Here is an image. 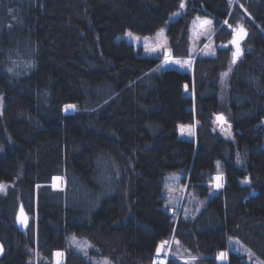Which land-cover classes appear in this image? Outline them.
Segmentation results:
<instances>
[{"label": "trees", "instance_id": "obj_1", "mask_svg": "<svg viewBox=\"0 0 264 264\" xmlns=\"http://www.w3.org/2000/svg\"><path fill=\"white\" fill-rule=\"evenodd\" d=\"M182 1L0 0V183H15L0 195V264H34L36 249L49 261L40 264L59 250L63 264H96L71 234L115 264H150L172 235L196 264H255L234 238L264 260V0H188L170 20ZM198 14L213 20L217 49L197 55L193 70H161V58L120 39L167 27L172 55L189 57ZM221 112L233 138L216 128ZM192 123L196 138H183L180 126ZM173 170L207 199L193 215L170 212ZM217 172L225 184L214 190ZM56 175L64 189L53 188ZM20 204L34 216L26 231Z\"/></svg>", "mask_w": 264, "mask_h": 264}, {"label": "rangeland", "instance_id": "obj_2", "mask_svg": "<svg viewBox=\"0 0 264 264\" xmlns=\"http://www.w3.org/2000/svg\"><path fill=\"white\" fill-rule=\"evenodd\" d=\"M188 6V0L182 1V7L180 10L175 12L170 20H175L179 16L182 15L184 10H186ZM216 28L214 26L213 20L204 15H196L193 19L192 27H191V56L189 57H175L172 55L170 50V54L166 56L165 50L169 47V41L167 36V27L161 29L158 33L152 35H142L138 33H134L132 31H128L123 34L120 39H126L128 42L135 44L138 48H143L144 55L161 58L160 63L158 64V68L161 70L168 68H176L180 70H193L195 58L199 54L213 55L216 53L217 46L214 41V35L216 33ZM232 66H230L227 70L221 73L220 80V97L222 103L227 106L228 98H229V89H230V79L232 73ZM4 98L3 95L0 94V114L4 109ZM74 107H67V106ZM65 112L72 113L78 110V107L75 104H68L64 108ZM224 136L228 138H233V129L232 125L226 123L220 126L218 123L216 125ZM197 132V123L192 124H182L180 126V133L183 138H196ZM186 173L181 170H173L168 173L166 188L164 191V195L167 197L168 205L171 209H174L176 215L178 216L180 212L183 210L184 214L193 215L197 212L202 205H204L207 199L197 192L196 187H190L189 182L184 178ZM66 179L64 175H56L53 177L52 186L54 189H64L65 188ZM214 190L220 189L225 184V175L222 172H217L214 176L213 180ZM15 185L14 182H5L0 183V195H5L8 190ZM219 185V187L217 186ZM30 215V219L32 220L34 216ZM70 242L80 250L84 251L88 254V256L94 261L96 264H115L110 259L106 257L96 258L92 255H89L90 250L94 247L90 241H88L84 237H80L76 234H71ZM164 246V256L166 264L170 257L175 256L181 259L190 260V264H196V258L191 256L190 253L182 247L180 242L176 240L174 235H172L168 240L165 241ZM234 248L237 251H240L247 255L248 259L255 264H264V260L258 257L248 246L242 243L240 240H233ZM224 255H218L217 258L220 262H226L228 260V251L222 252ZM59 254V255H58ZM221 254V253H220ZM66 258V251L59 250L56 251L54 257L49 264H63ZM34 264H40V262L48 263L49 261H45L41 255V252L36 249L34 257L32 259ZM152 263V262H151ZM150 263V264H151Z\"/></svg>", "mask_w": 264, "mask_h": 264}, {"label": "water", "instance_id": "obj_3", "mask_svg": "<svg viewBox=\"0 0 264 264\" xmlns=\"http://www.w3.org/2000/svg\"><path fill=\"white\" fill-rule=\"evenodd\" d=\"M245 35H246L245 32L241 28L235 32V36L231 41L235 46V50H234L233 55L235 53H237V50H239V55L241 54V52H242V41H243V38L245 37ZM165 54H166V56H168L170 54V48H167L165 50ZM234 58L236 59L237 56H234ZM186 89H187V85H186ZM221 117L223 119H220ZM216 120H217V122H219L220 126L227 123V117L222 112L218 113L216 115ZM170 212L172 213L173 210L171 209ZM30 222H31V219H30V215H29L28 211L26 210V208L23 204H20L18 211H17V215H16L17 227L21 231H26L29 228ZM163 242H165V241H163ZM161 245H162V242L160 243L158 248H160ZM164 246H165V243L163 244L162 250L159 252L157 251L156 256H163L164 255ZM4 252H5V247H4L3 243L0 241V257L4 255ZM184 261H187V259H184Z\"/></svg>", "mask_w": 264, "mask_h": 264}, {"label": "built area", "instance_id": "obj_4", "mask_svg": "<svg viewBox=\"0 0 264 264\" xmlns=\"http://www.w3.org/2000/svg\"><path fill=\"white\" fill-rule=\"evenodd\" d=\"M163 256H155L151 264H166Z\"/></svg>", "mask_w": 264, "mask_h": 264}, {"label": "snow or ice", "instance_id": "obj_5", "mask_svg": "<svg viewBox=\"0 0 264 264\" xmlns=\"http://www.w3.org/2000/svg\"><path fill=\"white\" fill-rule=\"evenodd\" d=\"M238 55H239V50H237V53H235L234 56H238ZM67 107H74V106H71V105H70V106H67ZM220 119H223V118L221 117ZM217 186L219 187V185H217ZM0 187H2V186H0ZM164 243H166V242H162L161 247L157 249L158 252L162 250V248H163V244H164ZM58 255H59V254H58ZM220 255L223 256L224 254L221 253Z\"/></svg>", "mask_w": 264, "mask_h": 264}, {"label": "crops", "instance_id": "obj_6", "mask_svg": "<svg viewBox=\"0 0 264 264\" xmlns=\"http://www.w3.org/2000/svg\"><path fill=\"white\" fill-rule=\"evenodd\" d=\"M223 252V251H222ZM222 252H220V253H222ZM220 253L218 254V255H220Z\"/></svg>", "mask_w": 264, "mask_h": 264}, {"label": "bare ground", "instance_id": "obj_7", "mask_svg": "<svg viewBox=\"0 0 264 264\" xmlns=\"http://www.w3.org/2000/svg\"><path fill=\"white\" fill-rule=\"evenodd\" d=\"M219 254V253H218Z\"/></svg>", "mask_w": 264, "mask_h": 264}]
</instances>
